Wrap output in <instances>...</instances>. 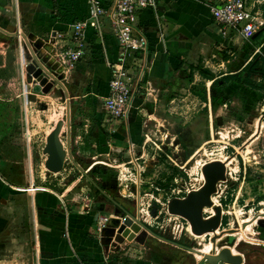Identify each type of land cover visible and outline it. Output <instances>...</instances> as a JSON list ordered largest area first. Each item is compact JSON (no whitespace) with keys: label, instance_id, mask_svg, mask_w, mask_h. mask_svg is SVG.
Here are the masks:
<instances>
[{"label":"crops","instance_id":"crops-1","mask_svg":"<svg viewBox=\"0 0 264 264\" xmlns=\"http://www.w3.org/2000/svg\"><path fill=\"white\" fill-rule=\"evenodd\" d=\"M248 1L264 19V0ZM222 2L157 0L155 8L142 12L148 51L142 57L134 54L128 58L127 67L134 78L132 104L126 118L109 122L105 102L113 73L110 63L117 62L122 53L110 20L104 19L102 34L89 28L86 51L70 68L56 57L58 36L88 16L87 0H0V128L9 126L14 114L24 113L29 120L35 100L50 95L37 90L38 83L27 78L26 65L35 56L66 89L57 85L52 91L65 92L66 112L70 106L71 126L68 129L65 124L64 129L67 136L70 133L71 161L81 177L89 178L93 196H99L90 203L82 201L81 191L75 189L80 180L61 192L34 187L33 173L24 185L17 183L14 177H18V166L12 159L14 176L10 183L0 185V264L200 262L196 252L153 235L149 243L135 249L134 236L126 237L121 249L130 244L132 247L120 254L117 245L122 235L117 234L107 252L97 227L103 217L120 216L118 206L108 198L116 200V187L102 184V188L96 181L99 176L112 175L110 170H99L96 180L88 173L100 164L118 160L121 151L131 153L143 146L154 133L151 119L159 120L158 106H163L164 98L168 111L179 113L183 123L178 124V135L172 136L176 140L173 144H183L189 151L198 146V154L206 153V146L211 144L224 151L231 149L227 158L206 160L202 166L225 160L227 179L230 167L246 171L244 164L249 160L254 161L255 168L258 163L264 165V150L258 145L264 148V26L250 38L224 31L214 21L211 10ZM258 60V71L249 72V65ZM83 121L87 122L85 126L80 125ZM91 121L95 126L86 140L83 131ZM67 136H61L65 145ZM80 159L90 163H80ZM263 165L256 178L264 175ZM257 188L261 193L262 184L256 183L254 190ZM251 200L264 207V191L247 204ZM250 215L243 222L249 227L247 235L237 246L241 242L264 246V225L259 223L264 219V210ZM251 264H264V259H254Z\"/></svg>","mask_w":264,"mask_h":264},{"label":"rangeland","instance_id":"rangeland-1","mask_svg":"<svg viewBox=\"0 0 264 264\" xmlns=\"http://www.w3.org/2000/svg\"><path fill=\"white\" fill-rule=\"evenodd\" d=\"M261 66L259 65V67ZM49 94L45 99L35 100V107L30 113L29 120L24 113L22 116L14 114L12 120L9 121L10 125L0 128V185H5L4 181L10 183L9 179L13 178L14 175L11 174H13L14 161L12 159H14L18 166V177H14L17 183L24 185L27 180H30V175L33 173L34 187H46L61 192L80 180L79 186L75 189L81 191L82 201L90 203L94 200V196L96 198L99 196L96 194L93 196L94 189L89 187L91 185L89 178L81 177V172L70 158H67L68 161L60 173H51L45 167L46 155L43 153V147L46 144L47 133L59 119L66 120L67 116L65 92L54 89ZM163 101V106H158L159 120L151 119L152 122L150 121L151 126L155 128L150 139L143 146H137L131 153H125L126 150L117 153L118 160L110 161V165L96 166V170L94 168L89 171V177L95 179L96 176H99V170L103 171L104 168L110 170L112 175L105 178L99 176L100 179L95 180L102 188L110 185L115 186L113 191L116 200L128 206L130 212L140 217L155 233L201 250L205 248V244L210 243L211 249L205 252L212 253L214 246L219 252L228 246L229 236H233L232 234L243 229V221L247 217L249 218L250 214L256 215L260 210H264V207L255 204L256 202L252 204L253 200L247 204L248 200L256 199L264 191V175H261V178H256L260 174L258 173L259 167L263 163H258V168H255L254 161L249 160L247 164H244L246 169L248 168L246 171H236L235 168L230 167L228 178L220 183L217 192L212 196L214 205H220L223 209V218L217 231L219 238H217L216 244L212 242L214 236L212 233L202 235V239L200 236H195L188 230L190 225L188 220L169 212L168 203L174 197L184 198L190 191L199 189L205 182L202 172L204 161L214 158L225 159L231 154V149L224 151L221 146L211 144L206 146V153L198 154V146L189 151L188 147L183 144H173L176 140L173 141L172 136L173 134L178 135V124L182 125L183 123H180L179 113L168 111V106L165 105L166 98ZM145 118H149L147 113H145ZM85 123L87 122L83 121L80 125L85 126ZM76 124L78 125L79 122ZM94 126L95 122L91 121L84 129L86 140L92 134ZM66 133L65 128L62 137H66ZM258 145L259 149L264 150L261 143ZM79 161L80 163H90V160L80 159ZM256 183L262 184L261 193H259V188L254 190ZM122 194L127 198H124ZM207 209L204 216H209L214 211L213 208ZM117 211L120 214L118 217L123 219L125 216L123 211L118 208ZM115 217L109 216L110 219H115ZM259 223L264 225V219H260ZM121 226L122 224L117 228L121 229ZM124 234H126L125 228L122 229V237L121 241H118L117 251L127 241ZM136 234L134 235L133 249L140 247V244L149 243L151 240L149 238L152 235L146 230ZM234 237L236 242L232 249L235 250L243 238L240 239L237 236V240L235 235ZM129 246L132 247L131 244ZM129 246L123 247L119 253L123 254L130 248ZM200 257L202 258V256Z\"/></svg>","mask_w":264,"mask_h":264},{"label":"built area","instance_id":"built-area-1","mask_svg":"<svg viewBox=\"0 0 264 264\" xmlns=\"http://www.w3.org/2000/svg\"><path fill=\"white\" fill-rule=\"evenodd\" d=\"M87 1L88 16L74 22L69 30L59 34L60 48L56 57L63 66L72 68L86 51L89 28H94L96 32L102 34L104 19L108 18L119 40L122 53L117 62L110 63L113 73L105 107L109 122L122 120L128 115L134 97V78L127 67V60L129 57H135L134 54L142 57L147 53L148 39L142 28L140 16L144 10L155 8L157 0ZM211 10L214 21L224 31L237 32L245 38L252 37L264 26V19L253 11L248 0H223L221 4L212 6ZM223 181L218 182L217 190ZM108 222L109 217L101 218L97 227L98 232H102Z\"/></svg>","mask_w":264,"mask_h":264},{"label":"water","instance_id":"water-1","mask_svg":"<svg viewBox=\"0 0 264 264\" xmlns=\"http://www.w3.org/2000/svg\"><path fill=\"white\" fill-rule=\"evenodd\" d=\"M25 70L27 72L28 80H35L38 83L36 89L41 90L45 94L50 93L57 85H60L62 88H64L61 81L54 74H52L35 56L30 62H28ZM64 90L66 89L64 88ZM66 94H68L67 91ZM71 119V110L70 106L68 105L66 120L60 119L47 136L43 152L47 156L45 160V167L49 172H61L65 167L67 158H70L73 161L70 133H68L66 145L64 144L61 137L65 124L67 125V128L70 129ZM226 164L227 163L223 160H214L205 163L202 167V172L205 179L204 184L199 189L190 191L186 197H174L168 203L169 212L173 215H179L188 220L191 230L195 235L201 236L212 233L214 235L212 237L213 244H216V240L219 238L217 231L222 223L223 209L220 205H214L212 196L217 191L218 182L226 180ZM100 190L101 192L105 193L102 189ZM105 195L108 196L106 193ZM108 198L112 200L116 206L121 208L125 216L123 219L121 217H118L117 219L115 218V224H110L112 220L111 219L107 226L103 228L101 232V242L107 252L117 234H121L122 229L125 228L126 234H124V238L127 237L132 239L134 234L139 233L142 230H146L156 238L194 251L202 256L198 264H246V258L244 257V254L237 249V246L235 250H232V246H234L236 242V238L234 236H229L228 246L222 248L219 252L216 251V247L214 246L212 253H206L201 249L183 245L175 240L168 239L155 233L148 225L144 223L140 217L136 216L129 210L124 209L122 205H120V203L114 200L111 196ZM206 208H213L214 213L208 217H205L204 210ZM97 219L98 215L96 220ZM121 224V229H118L117 227ZM243 227H246V225L243 224ZM119 240L121 241V238Z\"/></svg>","mask_w":264,"mask_h":264},{"label":"trees","instance_id":"trees-1","mask_svg":"<svg viewBox=\"0 0 264 264\" xmlns=\"http://www.w3.org/2000/svg\"><path fill=\"white\" fill-rule=\"evenodd\" d=\"M263 51H264V46H263ZM262 59H263V57H262ZM258 62H259V60L253 61L249 65V68H248L249 72L254 73V72L258 71L256 69ZM261 73L264 75V70H262ZM237 249L245 255L246 264H251L252 260L257 259V258L264 259V246L252 245L250 243L241 242L237 246Z\"/></svg>","mask_w":264,"mask_h":264},{"label":"bare ground","instance_id":"bare-ground-1","mask_svg":"<svg viewBox=\"0 0 264 264\" xmlns=\"http://www.w3.org/2000/svg\"><path fill=\"white\" fill-rule=\"evenodd\" d=\"M208 210V209H207ZM207 210H205V211H207ZM213 213V212H212ZM243 222H247V219L246 220H244ZM116 222H115V220L114 219H112L111 220V222H110V224H115ZM242 230H240L239 232H236V233H234V234H232L233 236L235 235L236 237L238 236L240 239L241 238H244L245 236H246V234H247V231L249 230V227H243V224H242ZM188 230L190 231V232H192V230H191V226L189 225L188 226ZM193 233V232H192ZM238 233V234H237ZM194 234V233H193ZM196 236V235H195ZM198 236V235H197ZM204 236V235H203ZM202 235L200 236V238L202 239V237H203ZM249 236V235H248ZM238 237H237V240H238ZM195 238H197V237H195ZM211 244L209 243V244H205V248L203 249V251L205 252H207V251H209L210 249H211ZM232 250H234V249H232ZM198 256H199V254H197Z\"/></svg>","mask_w":264,"mask_h":264},{"label":"flooded vegetation","instance_id":"flooded-vegetation-1","mask_svg":"<svg viewBox=\"0 0 264 264\" xmlns=\"http://www.w3.org/2000/svg\"><path fill=\"white\" fill-rule=\"evenodd\" d=\"M120 203V205H122V207L124 208V209H126V210H129V207L128 206H125L123 203H121V202H119ZM118 209H120L121 210V208H119V207H117ZM130 211V210H129ZM210 214H212V212L210 213Z\"/></svg>","mask_w":264,"mask_h":264}]
</instances>
